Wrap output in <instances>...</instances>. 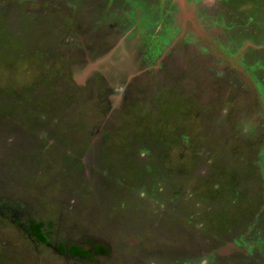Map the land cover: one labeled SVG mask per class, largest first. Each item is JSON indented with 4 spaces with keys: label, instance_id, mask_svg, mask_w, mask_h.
Here are the masks:
<instances>
[{
    "label": "rangeland",
    "instance_id": "obj_1",
    "mask_svg": "<svg viewBox=\"0 0 264 264\" xmlns=\"http://www.w3.org/2000/svg\"><path fill=\"white\" fill-rule=\"evenodd\" d=\"M0 264H264V0H0Z\"/></svg>",
    "mask_w": 264,
    "mask_h": 264
},
{
    "label": "flooded vegetation",
    "instance_id": "obj_2",
    "mask_svg": "<svg viewBox=\"0 0 264 264\" xmlns=\"http://www.w3.org/2000/svg\"><path fill=\"white\" fill-rule=\"evenodd\" d=\"M169 32H170V30L166 29L164 35H170ZM7 204H9V203H7ZM11 204H12V205H9V208H12V211H13L14 213H17L18 215H19V214H22V213H25V210L22 209V208H20V206L18 207V204H15V201H11ZM32 221H34V222H38L37 220L32 219L31 221L28 222V225H29ZM54 230H56V231H55L56 237L59 238V230H61V229H59V228H55ZM63 233H66V232L63 231ZM63 235H64V234H63ZM62 238H63V240H64V239H68V237H65V236H63ZM65 241H68V240H65ZM56 243H57V242H56ZM56 243L54 242L55 245H56ZM71 243H72V242H63V245H67V244L70 245ZM45 244H47V242H46ZM56 248H58V246H56ZM61 254H65V253H61ZM65 255H66V254H65ZM70 257H71V256H70Z\"/></svg>",
    "mask_w": 264,
    "mask_h": 264
},
{
    "label": "trees",
    "instance_id": "obj_3",
    "mask_svg": "<svg viewBox=\"0 0 264 264\" xmlns=\"http://www.w3.org/2000/svg\"><path fill=\"white\" fill-rule=\"evenodd\" d=\"M31 223H32V228L30 227L29 230L31 231L35 240H38V239L41 241L44 240L43 232L40 229L41 223L40 222H33V221Z\"/></svg>",
    "mask_w": 264,
    "mask_h": 264
},
{
    "label": "crops",
    "instance_id": "obj_4",
    "mask_svg": "<svg viewBox=\"0 0 264 264\" xmlns=\"http://www.w3.org/2000/svg\"><path fill=\"white\" fill-rule=\"evenodd\" d=\"M144 46H145V45H144ZM148 48H149V47H147V48H146V47H143V48H142V51H145V52H146V51L148 50ZM151 48H155L156 51H157V45H156V47H155V46H153V47L151 46ZM146 54H147V53H146Z\"/></svg>",
    "mask_w": 264,
    "mask_h": 264
}]
</instances>
